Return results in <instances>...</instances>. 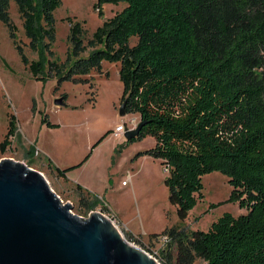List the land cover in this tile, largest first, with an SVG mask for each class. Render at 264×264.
Returning <instances> with one entry per match:
<instances>
[{
  "label": "trees",
  "instance_id": "obj_1",
  "mask_svg": "<svg viewBox=\"0 0 264 264\" xmlns=\"http://www.w3.org/2000/svg\"><path fill=\"white\" fill-rule=\"evenodd\" d=\"M11 1L28 48L53 57V12L62 0H0V22L39 78L42 63L29 60L17 40ZM120 3L89 37L81 22L67 18L70 49L64 61L49 60V73L87 82L103 62L118 64L125 113L143 122L127 142L153 139L136 156L158 159L166 169L178 218L185 220L204 198L202 178L212 172L227 179L228 201L245 209L238 216L224 212L205 231L174 225L153 235L168 238L153 251L161 264H264V0H96L94 8L102 16L104 4ZM13 119L1 151L14 133ZM80 202L96 205L86 196Z\"/></svg>",
  "mask_w": 264,
  "mask_h": 264
},
{
  "label": "rangeland",
  "instance_id": "obj_2",
  "mask_svg": "<svg viewBox=\"0 0 264 264\" xmlns=\"http://www.w3.org/2000/svg\"><path fill=\"white\" fill-rule=\"evenodd\" d=\"M95 3L96 0H62L53 12L56 37L51 46L54 56L50 57L44 48L39 52L28 48L16 5L11 1L10 17L17 40L29 60L41 62L43 68L39 78L31 74L0 22V143L7 133L10 115L15 127L8 137L9 144L0 150V160L10 158L40 172L61 201L71 204V211L84 219L94 212L112 213L123 237L161 264L153 251L162 245L153 235L174 225L205 231L224 212L238 216L245 209L228 201L231 187L227 179L212 172L202 178L204 198L185 220L178 218L169 201L164 167L158 159L136 156L152 147L153 139L145 136L127 142L123 134L114 135L119 125L131 130L135 127L131 120L138 123L136 113L119 114L122 83L118 64L103 62L102 72L85 76L87 82L59 81L49 73V60L64 61L70 49L67 18L81 22L89 37L104 18L124 7L123 3L104 4L100 16ZM59 98L62 105L55 104ZM123 180H128L126 185H122ZM81 196L96 205L87 209L80 202ZM194 264L205 263L198 259Z\"/></svg>",
  "mask_w": 264,
  "mask_h": 264
},
{
  "label": "water",
  "instance_id": "obj_3",
  "mask_svg": "<svg viewBox=\"0 0 264 264\" xmlns=\"http://www.w3.org/2000/svg\"><path fill=\"white\" fill-rule=\"evenodd\" d=\"M62 105V99L55 100ZM126 100L119 114H125ZM143 125L123 133L136 137ZM26 164L0 160V264H159L105 215L84 219Z\"/></svg>",
  "mask_w": 264,
  "mask_h": 264
},
{
  "label": "built area",
  "instance_id": "obj_4",
  "mask_svg": "<svg viewBox=\"0 0 264 264\" xmlns=\"http://www.w3.org/2000/svg\"><path fill=\"white\" fill-rule=\"evenodd\" d=\"M131 122L136 126V120L135 119H132ZM125 125H119L116 130H114V135L115 136H121L124 132H125ZM164 170L166 171V169L164 168ZM128 180H129V176H128ZM128 180H123L122 181V185H126L127 181ZM106 217H108L114 224H116V221H114V218L112 216H107L105 215ZM168 241V238L166 236H162L159 238L158 242L159 243H166ZM155 259V258H154Z\"/></svg>",
  "mask_w": 264,
  "mask_h": 264
},
{
  "label": "crops",
  "instance_id": "obj_5",
  "mask_svg": "<svg viewBox=\"0 0 264 264\" xmlns=\"http://www.w3.org/2000/svg\"><path fill=\"white\" fill-rule=\"evenodd\" d=\"M165 171V170H164ZM112 214V213H111ZM114 218V221H116L115 217L113 215H111Z\"/></svg>",
  "mask_w": 264,
  "mask_h": 264
}]
</instances>
